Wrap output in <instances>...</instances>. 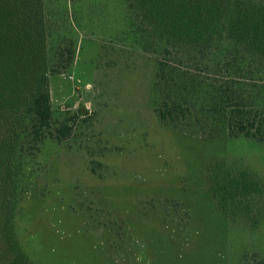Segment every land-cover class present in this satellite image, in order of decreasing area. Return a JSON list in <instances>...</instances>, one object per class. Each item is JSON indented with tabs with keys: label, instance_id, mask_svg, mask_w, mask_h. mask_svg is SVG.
<instances>
[{
	"label": "rangeland",
	"instance_id": "obj_1",
	"mask_svg": "<svg viewBox=\"0 0 264 264\" xmlns=\"http://www.w3.org/2000/svg\"><path fill=\"white\" fill-rule=\"evenodd\" d=\"M156 1L180 7L177 28L184 32L187 24L193 34L185 40H196L202 51L194 53L205 58L189 66L208 87L225 82L222 59L238 49L243 54H232L228 71L242 91L264 102V0H150ZM35 2L42 8L30 22L42 25L23 42L15 36L25 17L20 2L0 1V136L16 126L13 113L40 76L51 132L73 119L64 139L46 137L22 159L19 202L13 215L0 211L2 258L9 264H264V141L211 139L200 135V123L193 132L194 125L158 121L153 79L165 59L158 35L135 27L138 13L126 10L125 0H69L56 9L48 0ZM67 48L70 62L55 68ZM247 68L259 71L239 82Z\"/></svg>",
	"mask_w": 264,
	"mask_h": 264
},
{
	"label": "trees",
	"instance_id": "obj_2",
	"mask_svg": "<svg viewBox=\"0 0 264 264\" xmlns=\"http://www.w3.org/2000/svg\"><path fill=\"white\" fill-rule=\"evenodd\" d=\"M12 1H15V4L20 2L19 12L21 11V14L25 16L21 20L22 24L15 28V36L21 37L20 41L24 42L32 38L31 28L33 32H37L41 27L40 20L35 19L30 22V19L35 18L41 12L42 7L38 6L35 0ZM36 1L42 2V0ZM22 2L23 4H21ZM64 2L67 3L69 0H48L47 6L53 4L56 9L60 8ZM125 3L127 4L126 10L136 9L138 13L139 20L135 27H139L143 32L150 28L154 34L158 35L156 47L159 54L165 59L157 63L153 79V87L156 91L158 90L160 97V103L154 110L159 122L175 126V123L179 121L182 128L191 127L194 125L193 123H200L202 124L200 135L203 137L207 135L211 139H219L226 134L230 138L243 136L258 142L264 141V102H257L256 95L250 96L251 92L242 91L235 83V72L228 71L230 65L236 62L233 55L235 54L236 57L241 53L238 49L227 52L229 55L222 59V71L228 77L224 76L225 82L217 86L210 82V87H208L209 84L201 76V72L189 66L192 65L191 63L195 65L202 63L205 58L203 53H194L196 47H199V52L202 51V48L196 44V40H185L188 35L193 34V32L187 31L189 28L187 24L184 23L182 26L184 32L177 28L181 19L176 8L180 7L172 6L173 8L170 9L171 7H164V3L150 2V0H125ZM64 8L62 7L61 10ZM170 10L174 11L175 15L169 14ZM185 13L187 15V12ZM256 32L260 33L257 28L254 30V33ZM245 33L246 39H249V33L242 30V36ZM244 41L245 39L240 40V43H244ZM70 50L66 49V59H63V62L58 61L55 68H59L61 65L65 66L70 62ZM153 52L156 53V51ZM59 56L62 58L61 53ZM250 59L251 57L248 61L254 62ZM207 62L206 59L205 63L207 64ZM252 71L258 73L259 70L241 71L238 81L245 83V80L252 79L254 74ZM0 73H2V69H0ZM198 115H201L200 120L197 118ZM13 117H16V126L3 138L0 136V211L5 210L12 215L19 202L18 197L22 193L18 187L20 178L24 176H21L22 159L34 154L39 142L46 137L54 138L57 141L64 139L70 132V126L67 123L73 119L67 118L68 122L61 124L51 132V110L44 76H40L37 89L29 97L21 111H18V114L13 113ZM10 118L12 120V117ZM182 120L185 123H182ZM194 127L195 125L193 128L191 127L193 132L196 131ZM204 129H207V132ZM224 130L227 133H224ZM17 136L19 140L15 146ZM2 262L9 264L11 260H8L6 256L4 259L0 255V264Z\"/></svg>",
	"mask_w": 264,
	"mask_h": 264
}]
</instances>
